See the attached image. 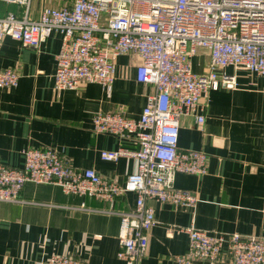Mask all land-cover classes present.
I'll use <instances>...</instances> for the list:
<instances>
[{
	"label": "built area",
	"instance_id": "obj_1",
	"mask_svg": "<svg viewBox=\"0 0 264 264\" xmlns=\"http://www.w3.org/2000/svg\"><path fill=\"white\" fill-rule=\"evenodd\" d=\"M43 0L40 16H30L33 0H0L24 8L20 17H0V47L11 38L36 50L54 34L62 36L54 75L57 93L96 84L107 89L116 79L115 60L137 54L138 83L153 91L138 120L123 112H99L93 133L136 141L139 148L120 147L102 151L105 162L132 159L135 173L124 186L104 179L95 169L70 166L54 148L28 147L24 166L13 168L0 160V203H24L27 184L56 185L67 195L113 202L128 193L137 195L136 209L119 213L120 250L125 264H140L156 225L151 203L194 208L197 197L174 188L179 174L201 177L208 169L203 152L181 151V121L195 117L205 125L211 91L237 87L228 68L246 70L264 79V0H65L55 7ZM209 53L204 74L193 71V59ZM20 74L13 69L0 73V89L16 88ZM189 236L188 251L176 264H264V237L240 234L212 235L195 228L175 229ZM46 264H86L77 257L54 255Z\"/></svg>",
	"mask_w": 264,
	"mask_h": 264
},
{
	"label": "crops",
	"instance_id": "obj_2",
	"mask_svg": "<svg viewBox=\"0 0 264 264\" xmlns=\"http://www.w3.org/2000/svg\"><path fill=\"white\" fill-rule=\"evenodd\" d=\"M65 0H52L55 7ZM43 0H33L30 16L37 20ZM20 17L24 8L0 3V17ZM62 36L54 33L40 52L5 38L0 47V73L20 74L16 88L0 89V160L22 168L28 147L54 148L75 169H95L104 179L124 186L137 170L132 159L105 162L102 151L139 148L136 141L93 133L99 112H123L138 120L153 91L137 82L141 63L137 54L118 57L114 84H96L57 93L54 75ZM209 53L193 59V71L204 74ZM237 87L211 91L200 128L195 117L181 121L179 149L208 156L204 176L179 174L174 188L193 193L194 208L151 203L156 225L140 264H176L189 248V236L175 229L194 226L212 235L264 237V79L246 70L225 69ZM24 203H0V264H46L54 255L73 256L86 264H125L120 250L119 213L136 209L137 195L128 193L113 202L67 195L56 185L29 183ZM223 264H233L227 258Z\"/></svg>",
	"mask_w": 264,
	"mask_h": 264
},
{
	"label": "trees",
	"instance_id": "obj_3",
	"mask_svg": "<svg viewBox=\"0 0 264 264\" xmlns=\"http://www.w3.org/2000/svg\"><path fill=\"white\" fill-rule=\"evenodd\" d=\"M0 3H2V2H0Z\"/></svg>",
	"mask_w": 264,
	"mask_h": 264
},
{
	"label": "rangeland",
	"instance_id": "obj_4",
	"mask_svg": "<svg viewBox=\"0 0 264 264\" xmlns=\"http://www.w3.org/2000/svg\"><path fill=\"white\" fill-rule=\"evenodd\" d=\"M3 3V2H2Z\"/></svg>",
	"mask_w": 264,
	"mask_h": 264
}]
</instances>
